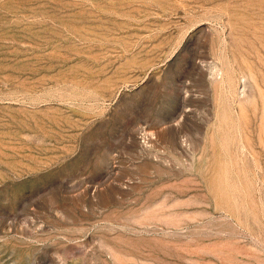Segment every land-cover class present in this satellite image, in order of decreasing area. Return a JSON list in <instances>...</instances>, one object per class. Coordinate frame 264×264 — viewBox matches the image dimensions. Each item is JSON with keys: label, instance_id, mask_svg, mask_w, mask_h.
Listing matches in <instances>:
<instances>
[{"label": "rangeland", "instance_id": "obj_1", "mask_svg": "<svg viewBox=\"0 0 264 264\" xmlns=\"http://www.w3.org/2000/svg\"><path fill=\"white\" fill-rule=\"evenodd\" d=\"M0 264H264V0H0Z\"/></svg>", "mask_w": 264, "mask_h": 264}]
</instances>
